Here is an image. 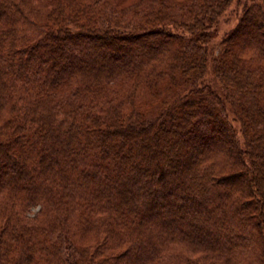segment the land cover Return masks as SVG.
<instances>
[{
  "label": "trees",
  "instance_id": "obj_1",
  "mask_svg": "<svg viewBox=\"0 0 264 264\" xmlns=\"http://www.w3.org/2000/svg\"><path fill=\"white\" fill-rule=\"evenodd\" d=\"M232 2L0 0V264H264V0L214 55Z\"/></svg>",
  "mask_w": 264,
  "mask_h": 264
},
{
  "label": "rangeland",
  "instance_id": "obj_2",
  "mask_svg": "<svg viewBox=\"0 0 264 264\" xmlns=\"http://www.w3.org/2000/svg\"><path fill=\"white\" fill-rule=\"evenodd\" d=\"M247 0H233L232 4L226 9V11L220 16L219 20L215 23L213 29L214 36L211 39L209 49L212 53L217 54L220 50V43L226 36L228 32H230L231 29H233L239 22L241 14L243 13L245 4ZM124 56L129 55V53L126 51H123ZM205 81L207 83H211V85L216 88L220 89L221 85L219 84L216 76L214 75L213 66L210 64L208 72L205 76ZM230 117L235 118L234 113H232V110L230 109ZM236 127L239 129L241 126L238 122H234ZM175 156V160L173 162L172 168H176V164L180 163V158L184 157V153L180 152L177 153ZM161 159H164V157L161 156ZM164 178L169 177V173H166L163 175Z\"/></svg>",
  "mask_w": 264,
  "mask_h": 264
}]
</instances>
